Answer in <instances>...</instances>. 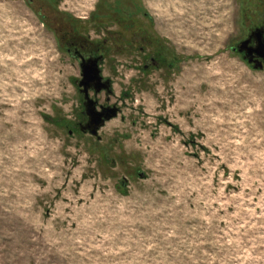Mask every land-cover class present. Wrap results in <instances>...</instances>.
<instances>
[{"label":"rangeland","instance_id":"rangeland-1","mask_svg":"<svg viewBox=\"0 0 264 264\" xmlns=\"http://www.w3.org/2000/svg\"><path fill=\"white\" fill-rule=\"evenodd\" d=\"M260 29L264 0H0V264H264Z\"/></svg>","mask_w":264,"mask_h":264},{"label":"flooded vegetation","instance_id":"flooded-vegetation-1","mask_svg":"<svg viewBox=\"0 0 264 264\" xmlns=\"http://www.w3.org/2000/svg\"><path fill=\"white\" fill-rule=\"evenodd\" d=\"M259 32L261 34L260 41L262 42V44H264V30L260 29ZM67 43H68V46H69V49H70L69 51H71L72 54H74L75 57L77 59H79V61H82L81 64H83V65H81V67H83L84 70L86 69L85 67H89V66H87V63H90V61H91V60L89 61V58H95L96 55H94V54H96V53H94V52H89L88 53V52H85V51L82 52L83 48L81 46H78L77 45L78 43L74 42V40H72V39L67 41ZM255 43H256L255 42V38H253L249 46L252 47V46H254ZM243 53L245 54L246 51H243ZM251 58H254L253 61H255V63H257V64L258 63H263L262 59H257L256 60L254 53H252ZM149 59H150V64H154L155 63V59L156 58L150 56ZM147 67L148 66H146L145 69ZM80 79H82V82H83V83H81L82 84L81 90L83 91V96H87V97H88V93L89 92L92 93V96L94 95V97H98L97 95H100V93L102 91L106 92V90L103 87L100 88L102 84L106 85L107 87L109 85H111L110 82L105 81L104 78L103 79H100V78L98 79L97 77H95V74H93V73L82 74ZM95 108L98 111L103 110L104 114L108 112V110L107 111L105 110V106H102L101 104L100 105L96 104ZM91 111H93V110H91Z\"/></svg>","mask_w":264,"mask_h":264},{"label":"water","instance_id":"water-1","mask_svg":"<svg viewBox=\"0 0 264 264\" xmlns=\"http://www.w3.org/2000/svg\"><path fill=\"white\" fill-rule=\"evenodd\" d=\"M260 37H261V34H260L259 30H256L255 32L251 33V36L248 39L242 41V43H240L238 45V47L235 48V50H237L239 53L246 51L244 58L245 59L247 58L249 63H253L255 69L261 68L263 66V64L262 63H258V64L255 63V61H253L251 58L252 53H254L256 59H262V61L264 63V44H262V42L260 41ZM252 38H255L256 43H255L254 47H249L248 45H249ZM98 60L94 61L91 66L85 67L86 69L83 71V74L93 73V74H95L96 77H98V79L101 78L100 77L101 69L98 68V66H97ZM106 89L108 91L109 88H106ZM85 97H86L85 100L88 101L89 98L87 96H85ZM89 103H90V101H88L87 104L85 105L86 111L88 114H90V112L88 111ZM115 115H116V113L112 112L110 115H104V117L102 118V114H100L99 117L95 121L92 120L91 122H89L93 125L92 128H90V125H88V128L90 129L89 132L93 136H96L97 131L101 128L104 121H108L111 118H114Z\"/></svg>","mask_w":264,"mask_h":264}]
</instances>
